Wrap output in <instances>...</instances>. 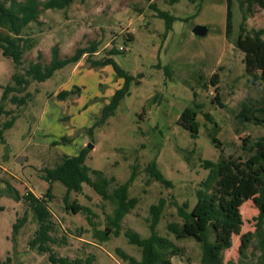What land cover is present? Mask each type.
Returning <instances> with one entry per match:
<instances>
[{
  "label": "rangeland",
  "instance_id": "374dc122",
  "mask_svg": "<svg viewBox=\"0 0 264 264\" xmlns=\"http://www.w3.org/2000/svg\"><path fill=\"white\" fill-rule=\"evenodd\" d=\"M159 11L177 17L171 31L166 30ZM226 14L225 0H76L66 10L43 11L41 25L32 24L28 29L36 44L25 54L23 67L17 69L0 52V104L10 113L1 116V123L16 119L13 127L5 131L4 141H0L1 259L10 257L12 264H52L48 254L29 245L38 224L24 197L29 192L39 198L44 196L50 183L43 178V170L54 167L64 155H77L92 144L86 164L116 179L111 190L127 182L136 169L130 197H137L139 203L121 222L120 233L117 235L112 229L109 240L101 242L94 233L111 231L108 223L114 205L88 185L81 193L72 192L66 205V188L55 182L54 199L48 202L56 226L52 234L55 243H50L52 252L70 260L92 255L93 264H129L117 255L120 248L140 260L141 250L129 242L126 232L149 237L150 208L164 199L158 233L184 250V257H174L173 263L201 264L199 229L206 226V219L205 204L198 200L197 190L210 174L202 167V161L217 163L222 153L224 157L242 156L246 160L243 140L250 138L254 143L264 136V124L238 118L244 108H249L252 117L264 119V72L257 77L247 74L243 53L226 40ZM242 16L236 3L233 39L240 33L241 25L250 32L264 29L263 9H257L245 24ZM197 25L207 27L208 34L197 36L193 32ZM129 37L133 41H128ZM93 42L99 45L93 56L97 60L113 48L124 49L113 58L134 79L129 96L122 100L115 115L94 128L92 136L90 128L125 81L111 66L92 68L87 56L58 71L50 80L32 82L25 92L10 96L22 99L29 94L26 104L2 101L5 88L14 85L13 74L24 72L31 62H50L54 46L59 45L61 57H66ZM214 75H218L223 107L214 100L216 91L210 84ZM62 90L75 93L60 100L57 95ZM194 102L203 106L197 138L177 124L181 113ZM203 113L211 114L219 126L220 147L208 135L213 125ZM63 137L69 142H64ZM153 161L173 187L164 186L146 173ZM257 196L249 193L239 205V227L230 229L216 224L219 247L228 236L232 238L231 247L223 250L225 263L257 264L260 251L254 248L256 243L247 252L249 259H241L255 231ZM184 203L189 205L187 211L197 217V224H187L179 217L176 204ZM74 204L89 207L92 221L83 212L76 214L71 209ZM26 213L27 222L16 233L14 226ZM170 223H178L184 228L183 233L170 232Z\"/></svg>",
  "mask_w": 264,
  "mask_h": 264
},
{
  "label": "trees",
  "instance_id": "16d2710c",
  "mask_svg": "<svg viewBox=\"0 0 264 264\" xmlns=\"http://www.w3.org/2000/svg\"><path fill=\"white\" fill-rule=\"evenodd\" d=\"M76 0H0V52L5 58L11 59L17 69L23 67L24 56L27 52L35 48V41L28 34V29L32 24L41 25V15L45 10H66ZM173 1V0H172ZM177 1V0H174ZM227 6L226 14V30L225 37L243 53L246 72L252 77H257L259 72H264V29L247 31L242 25L240 33L236 39H233L235 31V6L239 4V8L243 12V24L248 20L249 16H253L257 9L264 10V0H225ZM158 16L165 21L167 31L173 29V24L178 21L177 17L172 16L169 12L159 11ZM128 41H133L129 37ZM99 45L96 42L84 48H77L73 55L61 57L59 45L52 48V58L48 63L40 61L31 62L24 72H16L12 76L14 85L7 86L4 90L2 101L11 100L15 104L24 105L27 102L26 96L18 99L16 96L10 98L13 93H22L27 90L32 82L44 83L65 67L79 63L84 56L90 62L92 68H102L111 66L115 74L124 79V86L119 88L108 104H106L101 112L100 118L90 128V136L93 129L106 124V122L115 115L119 105L125 97L129 96V87L134 77L123 70L114 60L115 55L124 52V49H111L107 52L106 57L102 59H93L98 51ZM42 59L41 54L38 56ZM210 84L215 87L216 103L223 107L219 98L218 75L211 78ZM75 91L62 90L58 93L57 98L65 100ZM197 94L194 93V97ZM0 104V141H4V133L11 129L15 123V117L8 122L2 124L1 116L3 114L10 115ZM203 106L193 103L187 107L180 115L178 125L187 130L191 137L197 138L200 132V123L198 116L201 114ZM252 111L244 108L238 118L245 122H254L256 125L264 124V119L252 117ZM206 121L213 125L212 130H208V135L212 141L220 147L221 143L217 139L219 126L214 122L213 117L209 113H203ZM64 142H69L63 137ZM243 153L248 154L246 160L242 156L224 157L223 153L219 162L202 161V167L210 170L209 176L203 180L197 190V198L205 204L204 217L206 226L199 229L200 248H201V264H235L230 261H224V249H229L232 245V238L228 236L222 247L218 246L217 235L218 230L216 224L220 223L224 228H236L242 224L240 214L238 212L239 205L245 200L249 193H256L258 200L259 214L255 221V231L241 253V259H249L248 250L252 248L253 243L255 249L260 253L257 256V264H264V136L252 143L250 138L243 140ZM89 156V148H83L77 155H64L59 162L52 168L43 170V178L50 183L47 193L42 197H36L29 192L24 197V202L32 212L34 219L38 224L34 238L29 242L31 248L37 249L42 254H48L52 264H93L94 256L90 255L86 259L70 260L64 257H58L52 252L50 243H55L52 234L55 232V223L52 220V212L48 202L54 199L53 184L55 182L62 183L66 188L64 202L68 205L69 197L72 192L81 193L84 185L91 187L104 201H110L114 205L113 216L109 220L108 225L111 231L106 229L98 230L94 233V238L106 242L109 240L112 229L118 235L121 230V222L139 203L137 197H130V187L135 180L136 169L133 171L130 179L124 184H119L113 190L111 185L116 181L114 177H107L103 172L91 169L86 161ZM187 162L190 161L186 157ZM146 173L151 179L163 184L166 187H173V183L165 178L158 169L155 161L148 164ZM166 201L161 199L158 204L152 205L150 213L152 216L150 223L151 234L147 238H142L138 233L126 232V236L132 245L137 246L142 253L140 260L126 253L122 249L116 250L117 255L129 264H174V257H184V250L177 246L170 238L163 237L158 233V225L160 223ZM177 205L179 217L187 224H197V217L193 213H189L188 203ZM68 207V206H67ZM71 209L76 213L83 212L87 215L91 222V209L89 207L72 205ZM27 222V213L17 220L14 226L17 233L20 228ZM168 230L175 235H181L184 228L178 223H170ZM252 254V253H250ZM254 254V253H253ZM0 264H12V259L7 257L6 260L0 258Z\"/></svg>",
  "mask_w": 264,
  "mask_h": 264
},
{
  "label": "water",
  "instance_id": "95a60500",
  "mask_svg": "<svg viewBox=\"0 0 264 264\" xmlns=\"http://www.w3.org/2000/svg\"><path fill=\"white\" fill-rule=\"evenodd\" d=\"M193 32L197 36L204 37V36H206L208 34V28L207 27H204V26L197 25V26L194 27ZM87 147L89 149H92L93 148V145L92 144H89Z\"/></svg>",
  "mask_w": 264,
  "mask_h": 264
}]
</instances>
